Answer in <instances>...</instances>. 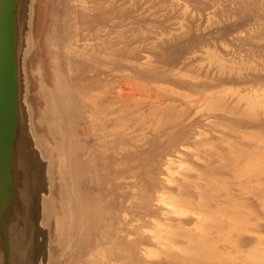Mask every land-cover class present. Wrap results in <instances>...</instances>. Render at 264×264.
Returning a JSON list of instances; mask_svg holds the SVG:
<instances>
[{
  "label": "rangeland",
  "instance_id": "obj_1",
  "mask_svg": "<svg viewBox=\"0 0 264 264\" xmlns=\"http://www.w3.org/2000/svg\"><path fill=\"white\" fill-rule=\"evenodd\" d=\"M8 1L0 264H264V0Z\"/></svg>",
  "mask_w": 264,
  "mask_h": 264
},
{
  "label": "bare ground",
  "instance_id": "obj_2",
  "mask_svg": "<svg viewBox=\"0 0 264 264\" xmlns=\"http://www.w3.org/2000/svg\"><path fill=\"white\" fill-rule=\"evenodd\" d=\"M9 1L0 0V199L3 200L6 195L10 192V198H12L13 193L16 195V190H13L11 183H16L19 177L18 166L23 165L19 161V156H23L22 152H17V157L12 151L11 146L14 118L12 116V105H11V89L8 81V64L11 60V55L7 52V40L5 39L4 33V23L6 22L7 11H8ZM30 49V47H29ZM21 56L23 55V50H20ZM14 142V141H13ZM28 141L26 140L25 143ZM15 143V142H14ZM34 145L35 152L40 153L37 139L36 143H29L28 145ZM14 145V144H13ZM27 152H31L29 147L25 146ZM17 159V160H16ZM14 160V161H13ZM48 169V168H47ZM47 174V173H46ZM7 198V197H6Z\"/></svg>",
  "mask_w": 264,
  "mask_h": 264
}]
</instances>
